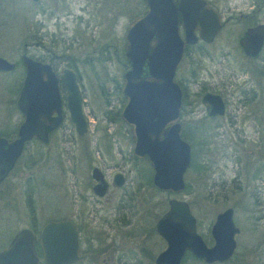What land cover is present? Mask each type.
Masks as SVG:
<instances>
[{"label":"rangeland","instance_id":"rangeland-1","mask_svg":"<svg viewBox=\"0 0 264 264\" xmlns=\"http://www.w3.org/2000/svg\"><path fill=\"white\" fill-rule=\"evenodd\" d=\"M131 1L41 0L34 6L29 0H0V56L17 61L22 43L29 40L35 28L40 29L37 24L42 23L39 33L43 36L53 33L55 39H59L56 42L59 44L58 50L73 58L71 63L81 78L79 89L88 124L87 132L77 136L64 108L63 124L51 137L49 145L42 147L32 143L28 146L35 158L33 166H24L27 152L23 153L18 170H15L18 182L11 189L10 177L5 187L0 186V189L4 188L2 192L5 191L0 197V248L21 227L39 229L50 220L75 219L76 212L84 210L79 214L84 228L82 237L95 239L91 247L82 244L86 250H92L88 252L115 256L123 254L122 260L105 261V264H153L154 256L165 247L163 240L153 231V223L167 209L166 201L172 197L188 203L196 219V231L207 245L212 244L209 228L215 214L231 207L233 220L240 223L241 234L237 236L236 255L223 264H236L238 255L242 259L240 264H250L254 256L264 254V172L258 158L264 152V131L256 132L254 122L249 117L250 123L244 125V135L241 133V137H245L242 145L234 141V132H225L223 139L221 129L211 131L212 128H204V105L199 101L205 91L220 90L224 74L231 70L224 66L221 59L223 50H229L230 60L240 58L234 47L236 37L223 32L212 44L205 45L204 54L193 53V60L184 58L177 68L175 78L184 83L183 99L187 101L180 111V123L185 131L183 139L190 146V155L194 148L197 166L188 168L184 174L186 190L176 194L157 191L146 178V171L151 174L148 164L128 158L132 143L122 121H108L104 115L108 111L109 116H114V111L122 106L120 86L124 61L120 52L125 27L136 12ZM40 8L51 14L42 16L37 12ZM81 8H85L88 14ZM57 14L64 16L55 20L53 15ZM78 16H81L80 20ZM62 37L64 41H61ZM105 44L109 46L107 51L102 48ZM100 48L102 52L97 51ZM238 62L240 65L241 62ZM237 67L234 68L237 70ZM193 68L196 75L192 78ZM23 72V68L17 66L12 73L0 74V131L16 128L22 119L15 106L17 93L14 94V87L16 82H21ZM251 74L258 84L264 86V78L259 76L257 70L254 69ZM250 79L248 72H242L237 77L238 83L227 87L231 92L227 97V110H232L233 105L238 103L240 120L246 119L244 114L248 110H264V94L258 104L242 107L237 101L241 97V89L247 88V85H242L243 82L248 83ZM260 119L264 126V112ZM210 124L213 125V122L207 125ZM205 135H209L211 141L208 148L202 145ZM94 148H98L97 152H94ZM235 148L238 155L240 153L239 166L231 158ZM252 151L256 155L249 157ZM249 160L250 163H247ZM91 165L102 168L107 177L116 171L125 175L123 201L126 207L121 215H126V226L117 221L109 228L102 222L114 215L115 209L112 208H116L120 197V193L114 189L109 191L105 208H98L97 217L87 210L88 203L82 204L80 193H84ZM254 165L256 173H253ZM235 171L240 172L238 180L233 179ZM29 175L33 187V222L25 203V178ZM259 204L261 211H258ZM108 244L112 245V249L107 247ZM100 248L104 250L99 251ZM99 256L94 264H104L98 260ZM182 264L203 263L185 257Z\"/></svg>","mask_w":264,"mask_h":264},{"label":"water","instance_id":"water-1","mask_svg":"<svg viewBox=\"0 0 264 264\" xmlns=\"http://www.w3.org/2000/svg\"><path fill=\"white\" fill-rule=\"evenodd\" d=\"M37 2L38 0H31ZM145 9L125 29L122 52L127 68L122 73L121 94L124 104L121 120L130 128L131 153L144 159L152 169L151 182L160 192L180 193L184 173L190 164V146L180 134L179 110L181 90L174 76L182 60L184 47L197 37L213 39L220 24L215 12L204 0H143ZM181 28L182 33L179 32ZM264 40V24L247 30L240 40L249 56H256ZM24 73L15 100L22 115L16 137L7 141L0 137V181L31 137L47 141L46 133L61 122L62 100L57 77L50 65L21 55ZM15 63L0 56V72L12 71ZM65 92L64 107L77 134L87 130L83 98L73 71H61ZM201 102L209 104V115L221 114L223 103L216 94L205 93ZM54 114L53 116H51ZM97 181L93 191L102 194L105 182L94 167ZM120 173L114 175L120 184ZM167 209L158 217L154 230L165 243L154 258V264H180L187 251L210 264L229 259L234 251L232 208L218 212L210 225L212 244L207 245L196 231V219L186 201L168 198ZM39 243L45 264H70L78 259V234L69 220L48 221L40 229ZM35 236L30 229L14 233L0 250V264H37Z\"/></svg>","mask_w":264,"mask_h":264},{"label":"flooded vegetation","instance_id":"flooded-vegetation-1","mask_svg":"<svg viewBox=\"0 0 264 264\" xmlns=\"http://www.w3.org/2000/svg\"><path fill=\"white\" fill-rule=\"evenodd\" d=\"M29 1H30L31 5H34V6H37L41 2V0H38L37 2H32L31 0H29ZM204 1L206 3L207 8L213 10L215 12V14L218 16L220 27H219L217 33L215 34V36L213 37V39L209 42L201 40L198 37V30L195 29L193 31V34L197 37V39L194 43L185 45L181 62L183 61L184 58H189V60H193L194 59L193 53H195V52H198L200 54H204L203 52H205V50H204L205 45L212 44L216 40V38L220 34H222L223 32H226L227 36L236 37V39H235L236 45L234 47L237 50V52L239 53L240 58L237 59L234 57V58H232V60H230L228 58V56L230 55L229 50H223V52H222L223 54H221V57H222L221 59L224 60V66L227 69L230 68L231 70L229 69L230 71L228 73L224 74L223 80H221L220 85H219L220 90L214 91V92L205 91L203 93V94L210 93V94L218 95L220 97L222 103H223V107H224L223 112L221 114L209 115V104L207 102H205V103L201 102V97L203 96V94L200 95L199 101L201 104L204 105V111H205V115L203 116V122H204L203 126L205 125L204 128L205 127H207L208 129L212 128L211 131H213L214 129H217V128L221 129L220 133L222 135L221 138H223V139H224V133L225 132H228V131L234 132L236 134V136H235L236 139L233 138L234 141L237 144L242 145L245 137L244 136L241 137V133L243 134L244 125L246 123H250L249 122L250 118L254 122V128H255L256 132H261L262 129L264 131V126H262V124L260 123L261 122L260 117H263L264 110H260V109L248 110L244 114L246 119L240 120L238 108H237L238 103H235L236 105L235 104L233 105L234 108L232 110H227V105H228L227 97L231 95V92L228 91L227 87L238 83L237 77L239 75H241L242 72H245V73L248 72L251 76V79L249 80L248 83L247 82L245 83L242 81L243 82L242 85H247V88L245 87L244 89H241V97L238 98L237 101L239 103H241L240 106L245 107V105H248V104H250V105L253 103L258 104L262 100V95L264 94V86L261 83L258 84L257 81L255 80V77L251 73L255 69L258 71L259 76L261 78H264V40L262 42V45L260 47L258 54L254 57L249 56L245 53V48L240 44V40L246 35L247 30L264 24V0H204ZM105 2H106V0H105ZM97 3H98V1H97ZM131 4L135 5L136 12L133 14V17L130 19L129 23L133 19H135L137 16L141 15L145 9L143 0H132ZM81 9H82V11H86L85 8H81ZM37 12L41 13L42 16L51 14V13H46L43 8H40V10ZM86 13H87V11H86ZM83 14L84 13H82V15ZM121 15H122V12L120 13V16ZM62 16H64V15L63 14L53 15L55 20L61 18ZM72 17L76 18L75 15L74 16L72 15ZM78 18L80 20L81 16H78ZM128 24L126 25V27L128 26ZM37 25L40 26V29L38 30L39 27L35 28V31L30 35L29 40L22 43L21 52L19 54V58L17 59V61H12L15 63L14 69L12 71H8V72H0V74L12 73L13 71L16 70L17 66L22 65L21 67L24 68L22 61H21V55L23 53L26 56L30 57L31 59H34V60L42 62V63H47L48 65H50L51 69L55 73V76L57 77V85H58L60 97L62 100L61 122L59 123V125L57 127L47 131V133H46L47 141L43 142V141L38 140L36 137H31L27 142L24 143V146H23L19 156L14 161V163L11 165V167L9 168L5 177L0 181V186L3 185V187H5L6 186L5 183L7 182L6 180L11 177V189L14 187V184L16 182H18V179H17L18 175H17V173H15V170H18L17 165H18V162H19L20 158L22 157L23 153L27 152V154H26L27 161L24 165L26 168H29L36 163L33 152L28 150V146L32 143H36L38 146H42V147L48 146L50 143L51 137L57 133V131L61 128V126L63 124V120L65 118V110H64V108H65L64 107L65 92H64V89L62 86L61 71L64 68H68L71 71H73V73L75 75V80H76L78 86L80 84V79H81L78 71L76 70L74 65L71 63L73 58H71L69 55H64L62 53V50H58L59 44L56 42H59V39H55V36L53 33L45 34V36H43L42 34L39 33V31L43 27V24L38 23ZM126 27H125V29H126ZM179 32L182 33L181 28H179ZM124 33H125V30H124ZM124 33H123V43H124ZM61 41H64L63 37L61 38ZM53 42L56 44H52ZM107 47H109V46L107 44H105V45H103L102 48L105 51H107ZM122 47H123V44H122ZM122 47H121L120 55L124 61L122 63L124 66V69H123V71H124L127 68V60L123 55ZM102 48L97 49V51L102 52ZM65 49L67 50V48H65ZM112 50L114 52L115 48L113 47ZM186 50L188 52L187 54H185ZM56 53H58V54H56ZM9 61H11V60H9ZM238 61L241 62L240 65H238V63H239ZM181 62L179 63V65L181 64ZM58 65L60 67L59 72H57ZM179 65H178V67H179ZM236 65L238 66L237 70L234 68ZM246 69H247V71H246ZM123 71H122V73H123ZM176 71H177V69H176ZM122 73H121V76H122ZM175 74H176V72H175ZM195 75H196V71L193 68L191 71L192 78ZM174 81L179 85L180 90H181V95H182L181 105H180V110H179V120H178L180 123L181 107H182V105L186 104L187 101H186V99L185 100L183 99L184 94H185L184 93L185 92L184 91L185 90L184 83L181 80L176 79L175 76H174ZM120 89H121V86H120ZM80 93H81V91H80ZM199 93L200 92H196V94H199ZM120 94H121V90H120ZM121 96H122V94H121ZM122 99L123 100H121V101H122V105H123L124 104L123 96H122ZM120 110H121V108H119V112H118L119 118H120ZM53 115L54 114H52L51 116H53ZM255 117H259V118L255 119ZM120 120H121V118H120ZM210 122L211 123L213 122V125L210 124V126H208L207 124H209ZM256 122H257V124H256ZM122 123L124 124L126 132L129 134V139L132 143L130 128L123 121H122ZM258 128H259V131L257 130ZM16 129H17V127L15 128V132L12 133L10 135V137H4V136H0V137H4L7 141H11L12 139H14L16 137ZM73 129H74V127H73ZM181 129H182V127H181V123H180V133H181ZM9 130H11V129H9ZM86 132H87V130L80 135L77 134L76 132H75V134L77 136H83ZM208 137H209V135H205L204 140L202 139L203 140L202 145L206 148H208V146L211 142L208 139ZM96 150H98V148L97 149L94 148V152H97ZM253 155H256V153L254 151H252L250 153L249 157L250 156L253 157ZM227 157H229V154H227ZM128 158H130L134 162H143L145 164H148V162L146 160L134 157L132 155V153H131V155L129 154ZM231 158H232V161L235 164H237V166H239V164H240V153L238 155L236 148L233 149L232 154H231ZM258 158L260 159L259 164L261 166V169L263 167V172H264V152H263V156H259ZM250 160H252V159H250ZM250 160H249V162L247 161V163H250ZM148 166L150 167L149 164H148ZM94 167L98 168L99 171L102 173V177H103V180L105 182L104 191L100 195L96 194L93 191V188L95 187V185L97 183V181L94 180V178L92 177V174H91V171ZM253 167H254L253 173H256L255 165ZM140 169H142V168H140ZM150 169H151V167H150ZM146 172H147L146 178H147V180L150 181L151 186H153L152 182H151L152 169H151V174L148 173V171H146ZM116 173H120L122 176V180H121L119 185L116 184L114 181V175ZM239 176H240V172L235 171V175H234L233 179L238 180ZM25 179H26L25 180V183H26V186H25V197H26L25 203L29 208L28 211H29L30 216H31L30 221L33 222V218H34V216L32 214V211H33V208H32L33 187L31 185L32 177L29 175ZM125 184H126V177L123 174V172L116 171L113 174H111L109 177H107L106 173H104L102 168H100L96 165H91L90 166V172H89V180L84 185V193H80L81 202H82V204H85V205H86V203H88V209L87 210L90 212H93V215L94 216L96 215V217H97L98 208L101 206H103V208H105L104 203L107 200V196L109 194V191H110V189H114L116 192L120 193V195H119L120 197L118 198L116 208H112V209H115L114 215L112 218L111 217L105 218V220L102 222L105 225H107L109 228H111V226L113 225V222H117V221H121L123 223V225L126 226V223H127V220H125L126 215H121L122 209H124L126 207L125 203L123 201V195H125V187H126ZM3 189H0V193L2 192ZM154 189H156V188H154ZM4 192H2L0 194V197L3 195ZM106 207H108V205H106ZM257 207L259 209L261 207V205L259 204ZM109 209H110V207H109ZM83 211L84 210L77 211L75 219H66V218L60 219V220H69L71 223H73V225L75 226V229L77 231V234H78V256L79 257L77 260L73 261L70 264H94V263H96L97 256H99V255L100 256L98 257V260L100 259L102 261V263H104L105 261H114V260L120 261V260H122V256H123L122 253H120L119 256L118 255L115 256L111 253H102V254L100 253V254H98V253L88 252V251H92V250H90V249L86 250L85 248H83L82 244L86 243L88 246L91 247L92 240H95L94 237H90V236H88L87 238L82 237V233H84V228L82 227L83 224L80 222V220L82 219V216L79 214L81 212L83 213ZM258 211H261V210L259 209ZM262 211H263L262 218H264V209ZM50 221H58V220H50ZM155 221L153 223V231L154 232H155V230H154ZM232 221H233V224L237 228L238 231L234 234L235 247H234V251H233L231 257L229 259H227L226 261L213 262L210 264L227 263V262L231 261L234 258V256L236 255L235 250L237 248V236H240V234H241V226H240V223L233 220V209H232ZM42 226H40L39 229H37L36 227H30V226L29 227H21V228L30 229L31 232L35 236L34 251H35V255L38 258L37 264H45L43 259H42V250H41V246H40L39 239H38L39 238V232H40V229ZM21 228H19V229H21ZM18 230H16L15 232H17ZM14 233L11 235V238L14 235ZM155 234L157 235L156 232H155ZM10 239L8 240V242L10 241ZM8 242L5 244V246L0 248V250L4 249L7 246ZM109 246L111 247L110 249H112V245L108 244L107 247H109ZM101 250H104V249L100 248L99 251H101ZM156 255L154 256V258L156 257ZM188 256L190 258H193L196 261L202 262L203 264H207V263L203 262L201 259L194 257L192 254H190L187 251L184 253V255L180 261V264H182L185 257H188ZM261 256H258V257L254 256V258L252 259L253 262L251 260L250 264H264V254ZM154 258H153V262H152L153 264H154ZM241 260L242 259L240 258V255H238V258H236V264H240Z\"/></svg>","mask_w":264,"mask_h":264},{"label":"trees","instance_id":"trees-1","mask_svg":"<svg viewBox=\"0 0 264 264\" xmlns=\"http://www.w3.org/2000/svg\"><path fill=\"white\" fill-rule=\"evenodd\" d=\"M188 52H187V50L185 51V54H187ZM22 66V65H21ZM23 68V67H22ZM23 71H24V68H23ZM21 83V82H20ZM20 83L19 82H16V84H15V87H14V94H18V91H19V87H20ZM121 100H123L122 99V97H121ZM15 102V101H14ZM184 104V103H183ZM118 112H119V108H117L115 111H114V116H109L108 115V111H105L104 112V115H105V119L106 120H108V121H114V120H117V121H119L120 120V118H119V116H118ZM15 132V128H13V129H11V130H7V129H5V130H2V131H0V136H4V137H10V135L12 134V133H14ZM181 136L184 138L185 137V131H184V129L182 128L181 129ZM192 153H191V159H190V165H189V169H193V167H195V166H197V164H196V154H195V152H194V148H192ZM187 189V184H185V187H184V190H186ZM183 190V191H184ZM189 255V254H188ZM189 257V256H188Z\"/></svg>","mask_w":264,"mask_h":264}]
</instances>
